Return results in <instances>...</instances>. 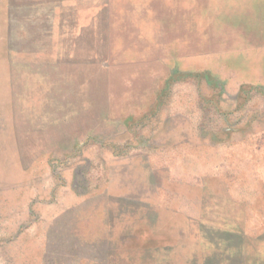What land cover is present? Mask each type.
<instances>
[{"label": "rangeland", "instance_id": "1", "mask_svg": "<svg viewBox=\"0 0 264 264\" xmlns=\"http://www.w3.org/2000/svg\"><path fill=\"white\" fill-rule=\"evenodd\" d=\"M0 264H264V0H0Z\"/></svg>", "mask_w": 264, "mask_h": 264}]
</instances>
